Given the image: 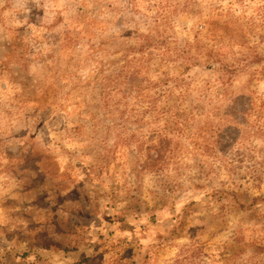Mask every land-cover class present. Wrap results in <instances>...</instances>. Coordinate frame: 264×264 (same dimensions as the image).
I'll use <instances>...</instances> for the list:
<instances>
[{"label": "rangeland", "instance_id": "rangeland-1", "mask_svg": "<svg viewBox=\"0 0 264 264\" xmlns=\"http://www.w3.org/2000/svg\"><path fill=\"white\" fill-rule=\"evenodd\" d=\"M0 264H264V0H0Z\"/></svg>", "mask_w": 264, "mask_h": 264}, {"label": "trees", "instance_id": "trees-1", "mask_svg": "<svg viewBox=\"0 0 264 264\" xmlns=\"http://www.w3.org/2000/svg\"><path fill=\"white\" fill-rule=\"evenodd\" d=\"M238 203V202H237ZM239 206L238 207H241L240 204H238Z\"/></svg>", "mask_w": 264, "mask_h": 264}]
</instances>
